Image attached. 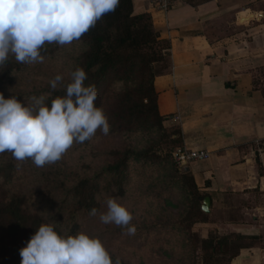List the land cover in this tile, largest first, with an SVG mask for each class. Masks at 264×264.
I'll list each match as a JSON object with an SVG mask.
<instances>
[{
	"label": "crops",
	"instance_id": "0c3cea01",
	"mask_svg": "<svg viewBox=\"0 0 264 264\" xmlns=\"http://www.w3.org/2000/svg\"><path fill=\"white\" fill-rule=\"evenodd\" d=\"M131 1L170 45L153 81L164 124L210 154L185 167L199 190L216 192L220 221L200 227L243 237L228 264H264V0H176L167 10Z\"/></svg>",
	"mask_w": 264,
	"mask_h": 264
},
{
	"label": "trees",
	"instance_id": "16d2710c",
	"mask_svg": "<svg viewBox=\"0 0 264 264\" xmlns=\"http://www.w3.org/2000/svg\"><path fill=\"white\" fill-rule=\"evenodd\" d=\"M76 42L81 44V48L74 54L75 66L71 71L76 67H82L87 74L85 85H95L98 93L95 103L103 109L107 117L108 132L126 134L156 125L164 133V154L162 156L157 152L158 148L153 147L136 149L128 146L121 151L110 150L108 155L116 157L102 170L105 186H100L98 182L100 174L93 178L84 177L78 180L65 192L63 200L60 201L62 207L53 214L45 211L33 212L29 208L26 200L27 192L15 189L18 186L15 187L12 182L19 168L18 161L11 153L0 154V178L3 179L0 182V264H20L19 249L25 246L41 223L51 222L59 233H62L61 228H63L64 234H74L81 230L80 219L91 215V209L96 208L100 212L102 208L99 198L101 189L107 191L106 194L114 193L120 196L124 194V182L128 178L130 160L149 161L153 158L167 157L177 169L171 152L182 143L178 136L175 137L178 135L177 128L163 124L164 117L158 112L153 85L154 77L169 67L170 45L167 40L160 38L150 15L135 13L131 0H119L115 11L104 15L94 27L71 44L74 45ZM5 64V72L8 73L14 63L7 59ZM8 79L11 81V78ZM64 94L63 88L53 92V96ZM118 155L121 156L117 157ZM179 181L182 186H187L185 188L187 192L184 194L187 200L190 199V205L182 214L181 220L172 226L174 231L182 234L181 245L187 249L190 245L189 237L194 236L199 242L198 236L190 232L191 224L208 221L207 212L201 209L199 203L203 202L206 196L212 201L216 192L199 190L192 175L187 171ZM113 187L118 189L117 193L111 192ZM160 224L155 223V225ZM113 230L123 233L119 226ZM104 231L105 229L102 232ZM102 232H98V235L94 233L93 236L101 239ZM242 238L237 234L211 235L203 239L204 246L200 239L204 250L199 254H192L190 264H197L198 260L201 264H228L240 247L238 241ZM158 248L170 253V249L164 248L163 245ZM109 254L113 264H127L114 253ZM180 262L182 263V260Z\"/></svg>",
	"mask_w": 264,
	"mask_h": 264
},
{
	"label": "clouds",
	"instance_id": "9594fccd",
	"mask_svg": "<svg viewBox=\"0 0 264 264\" xmlns=\"http://www.w3.org/2000/svg\"><path fill=\"white\" fill-rule=\"evenodd\" d=\"M119 0H0V66L9 55L24 64L43 63L46 44L65 46L79 40L104 15L115 11ZM48 81L51 91L33 95L22 103L0 92V154L8 152L19 162L37 167L60 160L74 143L105 135L109 123L96 106L95 85H85L82 67ZM64 95L53 96L58 89ZM49 98L50 102H49ZM103 224H115L135 234L130 211L117 198L106 200L104 211L90 210ZM20 264H113L102 241L78 230L61 234L51 222L41 223L19 249Z\"/></svg>",
	"mask_w": 264,
	"mask_h": 264
},
{
	"label": "rangeland",
	"instance_id": "374dc122",
	"mask_svg": "<svg viewBox=\"0 0 264 264\" xmlns=\"http://www.w3.org/2000/svg\"><path fill=\"white\" fill-rule=\"evenodd\" d=\"M80 48L81 44L77 42L74 45L65 46L46 44L41 49V54L45 58L44 62L36 64L19 63L10 54L8 59L14 63L10 71L5 72L6 64L0 66V92L5 98L14 95L23 103L33 95L38 96L51 91L48 81L57 74L63 75L65 81L68 80L67 74L75 66L74 54ZM8 78H11V81ZM164 140L163 131L156 125L126 134L108 132L105 135L98 130L92 139L84 143H74L55 163L37 167L31 160L18 161L19 168L12 182L15 187L18 186L15 189L27 192L26 200L33 212L45 211L53 214L62 207L60 201L63 200L65 192L78 180L84 177L93 178L100 174L98 182L100 186H105L102 170L116 157L108 155L110 150L121 151L128 146L136 149L153 147L158 148L157 152L163 156ZM185 170L184 167L175 169L167 157L153 158L149 161L130 160L128 178L124 182V194L121 196L114 193L106 194L107 191L101 189L99 198L102 207L100 211L105 210L106 200L109 197L117 198L125 205L133 217L131 224L135 226V234L129 235L127 229L122 227L123 233H118L116 229L113 230L118 226L103 224L98 215L94 219L91 215L82 217L81 230L90 235L94 233L98 235V232L105 229L101 234L103 238L100 239L104 247L127 264H190L192 254H199L201 250H204L200 239L203 241L211 235H219L216 229H211L213 226L208 224L206 228L200 225L218 222L220 216L218 205L214 208L210 206L213 210L207 212L208 221L194 222L189 228L190 232L198 236L199 242L193 236V238L187 237L190 244L187 249L181 245L182 234L174 231L172 224L181 220L182 214L189 209L190 205V199L187 200L184 194L187 192L185 189L187 186H182L179 181ZM2 181L3 179L0 178V182ZM112 190L111 192H118L116 187ZM254 200L256 202L257 198ZM202 204L203 202H200L199 206ZM61 211L64 215V208ZM261 220L264 221V215ZM155 223L163 224L155 225ZM109 229L112 231L109 232ZM61 230V234H64V229L61 228ZM109 236L112 238L107 239ZM203 243L204 241L202 245ZM238 243L242 244L241 241ZM161 245L170 249V253L160 250L158 247ZM197 264L201 262L198 260Z\"/></svg>",
	"mask_w": 264,
	"mask_h": 264
},
{
	"label": "built area",
	"instance_id": "2783aa9c",
	"mask_svg": "<svg viewBox=\"0 0 264 264\" xmlns=\"http://www.w3.org/2000/svg\"><path fill=\"white\" fill-rule=\"evenodd\" d=\"M176 0H151L154 8L160 10L169 9ZM209 152L204 149H192L184 145L177 146L171 152L173 161L177 167H186L192 161H203L209 158Z\"/></svg>",
	"mask_w": 264,
	"mask_h": 264
},
{
	"label": "water",
	"instance_id": "95a60500",
	"mask_svg": "<svg viewBox=\"0 0 264 264\" xmlns=\"http://www.w3.org/2000/svg\"><path fill=\"white\" fill-rule=\"evenodd\" d=\"M209 206H210V197L209 196H206L203 200V204L201 206V209L204 211V212H208L209 211Z\"/></svg>",
	"mask_w": 264,
	"mask_h": 264
}]
</instances>
